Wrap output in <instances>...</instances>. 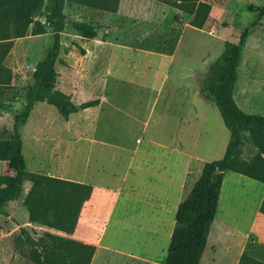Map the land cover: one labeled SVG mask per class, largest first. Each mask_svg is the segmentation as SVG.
<instances>
[{
    "label": "rangeland",
    "instance_id": "rangeland-1",
    "mask_svg": "<svg viewBox=\"0 0 264 264\" xmlns=\"http://www.w3.org/2000/svg\"><path fill=\"white\" fill-rule=\"evenodd\" d=\"M130 1L123 4L128 6ZM207 1L211 13L205 27H185L174 57L168 59L137 55V50L125 47L158 39L161 29L170 28L172 8L152 6L150 17L154 15L155 22L143 24L117 11L64 0L66 20L55 61L56 87L74 103L93 98L100 103L64 120L52 105L34 102L26 122L19 123L26 170L14 199L4 203L0 212V264H44L41 246L32 241L48 240L46 233L90 244L100 234L101 248L93 264H151L165 259L169 239L164 224L171 220V209L167 207L164 217L157 218L148 203L173 206V190L163 200L152 201L141 195L124 197L130 194L128 189L120 199L115 190L99 195L94 189H117L125 176V188L137 179L143 190L164 185L169 173L174 179L171 184L177 185L183 168L173 164L172 148L194 154L190 184L205 162L222 157L229 131L199 86L222 52L223 42H237L245 28L249 31L233 98L244 112L264 115V0ZM54 3L45 0L34 21L44 23ZM73 20L99 24V36L76 35ZM45 27L46 33L31 34L30 26L26 35L10 39L11 48L0 64V137L12 131L14 116L36 91L34 66L53 41L51 28ZM141 30L145 36H140ZM168 33L174 36L170 29ZM195 112L198 119L192 118ZM255 152L244 132L239 157L247 160ZM8 171L7 162L0 160V174ZM153 177L157 183L150 182ZM223 180L218 220L224 233L219 251L223 256L222 249L240 239L248 256L264 262V219L257 213L264 184L232 171L224 172Z\"/></svg>",
    "mask_w": 264,
    "mask_h": 264
},
{
    "label": "trees",
    "instance_id": "trees-1",
    "mask_svg": "<svg viewBox=\"0 0 264 264\" xmlns=\"http://www.w3.org/2000/svg\"><path fill=\"white\" fill-rule=\"evenodd\" d=\"M45 0H0V64L8 54L10 39L26 35L31 26V34H43L49 25L53 32V41L34 66L32 77L35 93L27 99L25 109L14 116L12 131L7 137H0V160L6 161L8 173L0 174V212L2 205L14 199L18 183L26 170L23 144L18 131L19 123L26 122L34 102H47L58 114L68 120L71 114L95 107L99 98L74 103L71 97L56 87L58 73L55 61L60 50V31L64 28L66 17L62 12L64 0H55L54 7L44 23L34 21L42 9ZM98 10L114 13L119 0H68ZM163 3L176 12L172 16L170 29L174 36L166 39H143L145 44H133L136 47H148L157 51L171 53L178 40L181 27L188 23L196 28H204L211 11L207 0H154ZM135 21V20H134ZM76 35L91 39L99 36V24L91 21L73 20L70 22ZM253 20L251 25H255ZM249 28H245L237 42L224 41L223 50L211 64L203 78L201 92L205 99L214 102L220 116L229 131V140L221 158L203 164L201 174L186 197L179 202L175 212V223L170 236L164 264H199L206 244L211 223L215 217L219 194L221 195L224 172L226 170L247 176L264 184V115L244 112L233 98V89L237 80V68L241 61L242 47ZM173 35V34H172ZM84 53V49H80ZM247 132L249 143L256 148L249 159L239 157L243 133ZM258 211L264 215V194ZM48 238L32 241L40 245L44 264H90L96 246L71 238L46 233ZM264 264L242 253L238 264Z\"/></svg>",
    "mask_w": 264,
    "mask_h": 264
},
{
    "label": "crops",
    "instance_id": "crops-1",
    "mask_svg": "<svg viewBox=\"0 0 264 264\" xmlns=\"http://www.w3.org/2000/svg\"><path fill=\"white\" fill-rule=\"evenodd\" d=\"M123 2H124V0H119L118 8H117V14L123 15L124 17H127V18L128 17H135L134 18L135 21L133 23L143 22V24L144 23L148 24V22H151V23L155 22L154 21L155 16L153 15L150 17L152 6H154L156 4H159L161 6H167L163 3H159V2H156L154 0H131L129 2L128 6H126L125 3L123 4ZM167 7H169V6H167ZM172 9L174 10V12L172 13L171 18L169 20V23H168L169 26L172 24L171 19H172V16L174 15V13L176 12V10L174 8H172ZM210 13H211V11H210ZM185 27L186 28L192 27L194 29L196 28V27L191 26L188 23H184L183 26L181 27V31H180L178 40L176 42V45H175V47L171 53H168L166 51L165 52L164 51H157V50H154V49H151L148 47H136L131 43L128 44V46H126L125 48L126 49L133 48V49L137 50V55L138 54H146V55L153 54L151 56L172 59L175 55V51L177 50L178 43L181 40L182 31L185 29ZM196 29H201V28H196ZM150 31H152V30H150ZM145 32L146 31L141 30L140 36L144 35ZM168 32H169V30L167 28L161 29V33H159L160 36H158V39L170 38L172 35H168L169 34ZM91 39H95V38H91ZM135 39L138 41H142V37H139V36H136ZM116 45H120V44H116ZM112 50H117L119 52L121 51V49H119V48L113 49V47H112ZM131 52L134 53L132 49H131ZM203 78H202L201 84L199 86L200 92H201V85H202ZM203 98L205 99L204 96H203ZM90 108H92V107H90ZM87 109H89V108H87ZM192 118L198 119V115L196 114V112L194 115H192ZM171 150L174 153V155L172 157L173 164L175 165V167H182L183 168L180 172V180L176 181L177 185L171 184L174 181V179H173V174L169 173L167 175V178H166L167 183L164 184L165 186L164 185L155 186L156 184L154 185L155 187L150 186V185L145 186V188L143 190L146 192H144V193H143V190L141 188H139L140 185L138 184L137 179H133L131 182H129L128 187L126 186V188H125V185L127 184V179H125V176L120 180L121 187H119L117 189H114V187L109 188V186H104V187H100V188L99 187L95 188L93 186L95 188L94 190H96L99 193V195L100 194H111L112 190H115L116 194L118 195L117 196L118 199H120V197H122L124 195H125L124 197H130L131 196V198H135L136 196L141 195L146 200H152V201L163 200L164 194L169 189L173 190L172 192H174L176 195L175 196L176 199L174 200L173 206H171L170 204H164V203L160 204L158 202L148 203L150 206L154 207L155 216L157 218H158V215H160V214H162V216L164 217V212L167 210V207L171 209V215H172L171 220H170L169 224H166V223L164 224V229H165L164 235H165V238L167 240L169 239V241H170V236H171V233H172V230L174 227L173 220H172L173 214L176 212V209H177L179 202L184 199V195H186L187 191H190L191 188H189V187L193 186V183L192 184L188 183L187 178L189 177L190 170L193 169L192 168L193 166L191 164L195 159L194 154H192L189 150H187L186 152H183L177 148H172ZM228 171L229 170H226L225 172H228ZM148 180H150V179H148ZM152 181L154 183H157L156 181H158V179L153 177L152 180H150V182H152ZM222 184H223V182H222ZM221 186H222V190H220V191L222 194L223 185H221ZM127 189H128V192L130 194H126V193L124 194L123 193V191L127 190ZM220 200H222V195L219 194V199H218V203H217V209H216L215 217L213 219V222L211 223L209 234L207 236L206 244H205V247L203 249L199 264H219L220 261L222 262V264H238L242 253L245 252V244H243V241H241L240 239H238L237 243L234 242L235 244L232 247L223 248L222 249V251L224 252L223 256L221 255V253L219 251L218 247L221 245L220 241H221V238L223 237V233H224V228L222 226V223L218 220ZM114 207H115V205L113 206V208ZM113 208L110 212V215L113 212ZM257 213L259 216H261L262 219H264V215L262 213H260L258 210H257ZM174 217H175V214H174ZM162 220H163V218H162ZM230 227H232V226H230ZM239 235L241 238V233H239ZM228 243L229 242H227L226 244H228ZM93 244L96 246V250H95V253L92 257L90 264H93L94 261H96V257L98 255L99 249L101 248L100 234H99L98 239L96 241H94ZM130 257H134L133 259H135V260L142 259L141 257H138L137 255H133V254H130ZM164 261H165V259L160 263L158 261H155V262H151V264H164Z\"/></svg>",
    "mask_w": 264,
    "mask_h": 264
}]
</instances>
